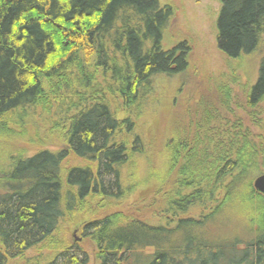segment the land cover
Here are the masks:
<instances>
[{"label":"trees","instance_id":"16d2710c","mask_svg":"<svg viewBox=\"0 0 264 264\" xmlns=\"http://www.w3.org/2000/svg\"><path fill=\"white\" fill-rule=\"evenodd\" d=\"M172 15L158 0H0V144L42 114L62 142L55 150L4 156L0 264L90 263L80 243L54 235L80 202L119 203L137 186L123 172L148 146L135 117L154 77L179 76L188 67L187 43L162 47ZM216 26L217 48L227 58L262 48L245 93L246 108L259 106L264 0H221ZM114 98L125 117L118 118ZM227 124L228 130L164 136L166 169L175 173L163 206L150 219L114 212L82 226L98 264H264V207L238 215L243 227L236 230L224 218L238 194L264 204L252 186L264 173V129ZM69 156L86 164L64 168ZM33 248L36 255L24 257Z\"/></svg>","mask_w":264,"mask_h":264},{"label":"rangeland","instance_id":"374dc122","mask_svg":"<svg viewBox=\"0 0 264 264\" xmlns=\"http://www.w3.org/2000/svg\"><path fill=\"white\" fill-rule=\"evenodd\" d=\"M158 1L173 8V15L162 36V47L167 50L178 43H187L190 48L188 67L179 76L154 77L153 91L147 96L142 113L135 117L138 131L148 146L143 157H137L132 167L123 170L127 182L138 183L133 191L119 203L103 204L94 198L80 202L77 212L68 216L55 233L54 238L80 243L90 256L89 264H98V260L94 246L82 238L84 223L114 212L139 213L138 216L150 219L152 213L163 206L175 173L174 170L170 176L166 169L167 152L162 143L168 132H177L179 137H183L198 128L228 130L230 120L241 121L242 126L253 133L264 129V101L252 109L245 107V93L256 81L262 48L237 59L227 58L218 50L216 21L221 0ZM114 100L113 108L118 118L125 117L119 99ZM215 118L217 123L209 122ZM61 143L56 132L44 123L42 114L26 126L23 133L18 132V136L0 144L3 153L0 168L6 166L7 158L4 156L8 154L18 151L28 155L41 148L55 150L62 146ZM84 164V161L69 156L64 168ZM236 202L239 203L227 206L233 208L224 216L228 219L229 228L232 226L234 230L243 227L238 215L242 216L244 211H249L247 216L253 215L255 207H264L257 196L248 198L238 194ZM236 207H239V213ZM259 221L264 223V219ZM46 245L43 246L46 248ZM37 249H30L24 257L35 256ZM24 260L15 259L7 264H24Z\"/></svg>","mask_w":264,"mask_h":264},{"label":"water","instance_id":"95a60500","mask_svg":"<svg viewBox=\"0 0 264 264\" xmlns=\"http://www.w3.org/2000/svg\"><path fill=\"white\" fill-rule=\"evenodd\" d=\"M252 186L255 192L264 196V173L260 174L254 179Z\"/></svg>","mask_w":264,"mask_h":264}]
</instances>
